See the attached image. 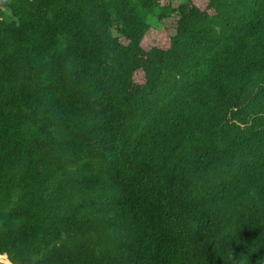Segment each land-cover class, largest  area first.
<instances>
[{
	"label": "trees",
	"instance_id": "obj_1",
	"mask_svg": "<svg viewBox=\"0 0 264 264\" xmlns=\"http://www.w3.org/2000/svg\"><path fill=\"white\" fill-rule=\"evenodd\" d=\"M0 253L264 264V0L0 2Z\"/></svg>",
	"mask_w": 264,
	"mask_h": 264
},
{
	"label": "bare ground",
	"instance_id": "obj_2",
	"mask_svg": "<svg viewBox=\"0 0 264 264\" xmlns=\"http://www.w3.org/2000/svg\"><path fill=\"white\" fill-rule=\"evenodd\" d=\"M0 264H12V262L9 260L7 254H1L0 253Z\"/></svg>",
	"mask_w": 264,
	"mask_h": 264
},
{
	"label": "rangeland",
	"instance_id": "obj_3",
	"mask_svg": "<svg viewBox=\"0 0 264 264\" xmlns=\"http://www.w3.org/2000/svg\"><path fill=\"white\" fill-rule=\"evenodd\" d=\"M148 19L151 20L152 22H155L156 17L155 16H152L151 14H149Z\"/></svg>",
	"mask_w": 264,
	"mask_h": 264
},
{
	"label": "built area",
	"instance_id": "obj_4",
	"mask_svg": "<svg viewBox=\"0 0 264 264\" xmlns=\"http://www.w3.org/2000/svg\"><path fill=\"white\" fill-rule=\"evenodd\" d=\"M4 1H6V0H0V2H4Z\"/></svg>",
	"mask_w": 264,
	"mask_h": 264
}]
</instances>
